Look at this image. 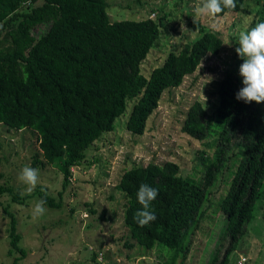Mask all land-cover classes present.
Segmentation results:
<instances>
[{"label": "trees", "instance_id": "trees-1", "mask_svg": "<svg viewBox=\"0 0 264 264\" xmlns=\"http://www.w3.org/2000/svg\"><path fill=\"white\" fill-rule=\"evenodd\" d=\"M252 1L254 11L248 8L249 0H236L234 10L225 9L216 17L250 14L246 31L264 21V0ZM107 6V0H0V123L37 133L34 163L56 166L63 189L70 183L72 167L103 133L114 130L116 118L129 105L125 128L142 135L162 93L179 86L204 58L217 55L223 43L217 30L191 20L197 36L169 51L145 75L141 64L158 39L163 19L114 21ZM40 26L46 30L36 37ZM235 44L239 46L238 40ZM241 87L242 77L228 72L219 82L211 114L198 100L185 113L181 132L212 148L211 154L199 151L203 166L196 178L182 175L174 161L133 164L119 177L116 187L126 198L123 221L131 238L146 249L165 248V264H176L178 258L184 263L220 178L225 190L216 206L225 224L207 264H237L239 242L264 202V102L237 100ZM141 184L159 193L152 201L156 219L145 227L133 218L142 208L137 200ZM3 194H9L12 203L29 197L0 183V197ZM33 195L50 207L60 206L41 187ZM0 206L9 220V254H18L12 264H20L26 250L20 246L17 220L7 204L0 201ZM233 253L236 258L231 259Z\"/></svg>", "mask_w": 264, "mask_h": 264}, {"label": "rangeland", "instance_id": "rangeland-1", "mask_svg": "<svg viewBox=\"0 0 264 264\" xmlns=\"http://www.w3.org/2000/svg\"><path fill=\"white\" fill-rule=\"evenodd\" d=\"M107 1L108 14L114 21L143 17L163 19L158 39L141 64L145 75L160 64L169 51L178 50L197 36L198 29L191 26V20L217 30L223 40L222 47L217 55L204 58L179 86L162 93L142 135H133L125 128L129 105L126 112L116 118L114 130L103 133L87 148L85 158L72 167L70 183L65 189L63 175L56 166L34 163L37 133L0 123V183L12 186L23 196L27 186L18 177L25 166H30L39 172L35 190L41 187L60 203L57 208L45 204L44 215L33 218L34 206L40 201L33 195L35 190L24 203L10 202L9 194L0 197L2 204H7L14 212L21 235L20 246L26 250L20 264H165L168 258L165 248L155 245L146 249L131 238L123 221L126 198L117 189V182L123 171L133 164L145 165L151 161L177 162L182 175L196 178L203 166L198 159L199 151L205 149L211 154L212 148L207 147L205 141L181 132L185 113L190 104L198 100L211 114L217 105L221 78L228 72L239 74L243 62L235 52L238 47L235 42L250 22V14L231 12L221 17L203 16L198 14L200 0ZM248 8L254 11L257 5L249 0ZM45 30L46 26H40L34 34L37 37ZM210 77L211 81L206 83ZM223 190L225 185L220 178L205 205L207 210L183 264H207L221 242L225 218L216 202ZM263 209L264 202L259 203L247 233L239 242L237 258L234 253L230 257H235L237 264H264ZM8 223L0 206V264H12L18 256L15 251L9 254ZM179 260L176 264H180Z\"/></svg>", "mask_w": 264, "mask_h": 264}, {"label": "clouds", "instance_id": "clouds-1", "mask_svg": "<svg viewBox=\"0 0 264 264\" xmlns=\"http://www.w3.org/2000/svg\"><path fill=\"white\" fill-rule=\"evenodd\" d=\"M236 7V0H200L198 14L214 18L225 9L234 10ZM238 45L235 52L243 60L239 66L243 87L238 90L235 98L245 103H262L264 102V21L240 32ZM210 81L211 77L206 83ZM18 178L27 186L25 193L31 194L39 182V172L35 168L25 166ZM158 194V189L146 184L140 185L137 200L142 208L137 210L133 217L140 227L148 226L156 219L155 212L152 210V201ZM45 203L46 201L41 199L35 204L33 218L44 215Z\"/></svg>", "mask_w": 264, "mask_h": 264}]
</instances>
